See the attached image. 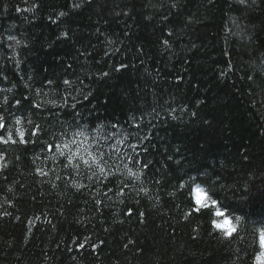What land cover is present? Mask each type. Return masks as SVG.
Returning <instances> with one entry per match:
<instances>
[{
	"label": "trees",
	"instance_id": "1",
	"mask_svg": "<svg viewBox=\"0 0 264 264\" xmlns=\"http://www.w3.org/2000/svg\"><path fill=\"white\" fill-rule=\"evenodd\" d=\"M173 2L0 0V57H11L15 50V60L21 61L18 65L15 60L3 62L8 79L0 80V89H4L0 104L3 96L8 97L9 105L13 97L28 96L42 109L50 107L47 101L56 93L46 77L65 74L71 64L67 75L75 72L98 96L94 101L98 111L88 119L98 115L105 123L119 124L115 131L121 133L132 131L129 117L135 114L139 118L141 109L147 112L155 107L159 113L153 121V134L159 135L148 157L153 172L141 174L140 179L128 175V168L140 173L139 165L115 156L107 165L112 175L104 179L95 165V176L83 165L77 175L57 163L58 153L38 146L34 151L31 143L27 147L0 145L6 148V167L0 171V264L258 263L263 249L252 225L241 223L238 232L243 239L233 238L229 244L220 232L209 234L207 212L184 219L193 196L167 193L175 191L177 177L196 159L208 172L203 184L206 191L219 174V184L211 191L229 207L213 208L212 219H218L217 210L224 211L227 219L228 213L243 215L240 197L264 180V71H259L264 66V3L250 11L235 0H215L214 5L207 0H180L178 8L170 9ZM75 3L81 6L74 8ZM16 7L22 11L16 12ZM61 11L65 16L59 15ZM169 30L180 39L165 50L161 40ZM61 31H68L71 38L57 40ZM9 34L21 44L8 41ZM122 61L130 65L127 70L111 72L110 78L92 83L94 74L98 77L100 70L110 71ZM221 70L226 77L221 78ZM34 87L41 88L40 95L30 90ZM89 111L81 109L85 115ZM192 112L197 116H191ZM29 116L40 122L39 114ZM8 120L13 132L30 127L26 120L22 125H16L12 116ZM204 120L213 127H205ZM80 140L84 141L81 154L89 158L87 152L94 145L83 137ZM205 141L210 150L206 160L199 152ZM117 147L123 153L127 145ZM177 147L182 149L180 153L175 151ZM169 155L172 161L166 159ZM165 163L168 169L162 168ZM165 171L167 182L163 187L155 185L154 178L163 179ZM108 180L114 190L122 183L129 186L123 195L108 192L105 196ZM77 185L87 187L77 191ZM97 200L102 203H95ZM128 208L134 209L132 216L127 215ZM135 210L145 216L139 217ZM219 222L223 225V219ZM228 225L234 227L235 223Z\"/></svg>",
	"mask_w": 264,
	"mask_h": 264
},
{
	"label": "snow or ice",
	"instance_id": "2",
	"mask_svg": "<svg viewBox=\"0 0 264 264\" xmlns=\"http://www.w3.org/2000/svg\"><path fill=\"white\" fill-rule=\"evenodd\" d=\"M83 2H88V0H83ZM180 0H175L170 5L171 8H178ZM235 2L240 5L245 10L255 11L256 8L260 7L264 0H235ZM207 3L213 4L215 0H207ZM80 3L73 4L74 8L80 7ZM16 12H21L22 9L19 7L15 8ZM23 11H30V9H23ZM264 12V9H261ZM4 12H7V6H4ZM61 17L65 16V13L61 11L59 13ZM167 18V13L164 14ZM188 21L191 22V18H188ZM235 23V21H233ZM70 39L68 31H61L57 35L56 39ZM178 37L174 31L169 30L166 37H163L161 40L162 45L165 50H169L172 47L173 40H178ZM8 41H14L16 46L21 44V41L16 38L15 35L9 34L7 36ZM3 43V37H0V44ZM9 48H14L13 44L7 45ZM27 47V45H25ZM195 47V45H193ZM114 51L119 52L120 49H114ZM138 52L142 53L143 48H138ZM106 56L109 55L107 51L104 53ZM18 53L13 50V55L11 57H0V80H7L8 76L3 72V62L7 60H15V57ZM21 61L15 60V63L18 65ZM130 65L125 62H120L119 64L112 65L110 71H99V76H93L92 83H96L97 79L105 80L110 78L111 72H121L128 69ZM72 69V65L68 64L65 69V74L56 77H46L47 85L53 86L50 90L55 91L56 96L47 101V104L50 107H43L39 103H35L33 99L28 96H21L17 99L13 97V104L9 105L8 97L3 96V104H0V145H9L10 143L15 145L20 143L27 147L31 143L34 147L36 146L40 149L58 153L60 159L57 161L58 164L63 165L64 168H71L76 172L77 175L80 174V169L83 167L92 171L93 176H95V171L93 170V165L99 169V173L103 174L104 179H107L108 176L112 175L108 168V161L115 156L121 161H127L133 166H140V173L133 172L132 168H128V175L134 176L137 179H140V175H149L153 172V162L148 159L151 155V149L154 147L153 140H155L159 133L153 134V130L156 128V125L153 123L157 119L159 113L155 107H151L147 112L141 109V115L139 118L135 114H132L128 120V128L132 131L125 129L121 133H117L115 130L120 127L116 123H105L103 122L100 116H95L91 120L88 119L89 116H92L93 112H97L98 108L94 101L98 99L96 91L92 87L86 85L84 80L80 78L79 75H76L74 72L72 76H68L67 72ZM39 69L36 70V74H39ZM46 71V69L44 70ZM259 71H264V66L259 69ZM221 78L227 76L223 70H221ZM74 77V78H73ZM247 79L252 80V76L248 75ZM43 86V85H42ZM27 88L28 85H25ZM34 91L38 96L41 94V88L34 87L30 89ZM4 89H0L2 93ZM10 92L11 89H8ZM48 93L45 92L44 95ZM105 104L108 103L107 100L104 101ZM8 105L7 109L5 106ZM27 106V107H26ZM15 108V113L12 112V108ZM171 107V106H169ZM83 108H90V111L85 115L81 112ZM174 111V109L172 110ZM37 115L40 116V122L33 120L30 116ZM156 113V115H152ZM19 114V115H16ZM191 116L196 117L197 112L190 113ZM12 116L16 125H22L25 120L30 127L25 130L23 128L15 129V132L9 127L8 117ZM151 116V119L148 117ZM46 117V118H45ZM53 121L55 123L53 124ZM203 125L207 128H212L213 125L207 120L202 121ZM51 125V128L49 126ZM147 129V130H145ZM71 133V135H70ZM27 136V139H26ZM44 136H51V141L43 140ZM18 137V139L16 138ZM35 137V140L31 138ZM83 137L84 140L91 141L94 148L92 151H88L87 155L89 158H85L81 154L80 145L83 144V140L80 138ZM60 142L57 143L56 141ZM127 145V148L122 153L119 149L120 145ZM131 149V152L127 151ZM67 150V152H65ZM177 153L182 151L181 148L177 147L175 149ZM208 142L205 141L204 144L200 145L199 152L204 154V159L206 160L209 155ZM93 152H96L98 155H94ZM6 148H0V171L6 167L3 161L6 159ZM19 159V157H17ZM168 161L173 160V156L169 155L166 157ZM247 159V157H243ZM175 164L182 167L180 160H176ZM224 166L223 164L221 165ZM125 167H128L125 164ZM163 169H168L169 165L165 163L162 165ZM42 175H47L42 170L38 169ZM158 171V170H157ZM163 179L154 178V184L160 185L161 187L167 182L168 173L165 171L163 174ZM205 177H208V172L206 171L203 164L198 163L196 159H193L188 162V168L183 171L182 175L177 177V183L175 185V191L167 193L169 196H175L177 192L183 193L185 196H193V199L188 200L187 207L189 211L184 216V219H189L193 216H203L205 212L209 214L210 222V235L214 234V231L220 232L221 236L225 237L229 244L232 242L233 238L243 239V237L238 232V227L241 223L252 225L253 231L258 234L259 242L262 247H264V180H261L260 185H253L248 190L244 191L240 199L243 202V207L241 216H232L231 213H228L227 219H224L226 213L222 210H217L215 216L218 219H212V209H225L229 205L223 204L215 192L211 191V187L215 184H219V174H217V179L211 181L209 189L206 191L203 187L205 182ZM71 179V176L69 177ZM91 179L92 177H87ZM59 179V177H57ZM112 181L108 180L107 191L104 192V195L107 196L108 192L118 193L123 195V189L129 186L128 183H122V186L118 189H113L111 185ZM55 187L56 185H52ZM77 191H80L83 188H86L87 185H77ZM253 188L256 190L253 191ZM140 192H143L147 195V191L144 188H140ZM233 195H236V192H233ZM207 197V200L205 199ZM210 201L211 203H208ZM97 204H101L102 201H95ZM139 217H144L145 213L138 212ZM134 214L133 208H128L127 215L132 216ZM9 215V213H5ZM18 219V218H17ZM220 219H223V225L219 222ZM235 223L234 227L227 228L225 230L224 225ZM214 230V231H213ZM197 231V229H193ZM219 238V237H217ZM195 239V237H193ZM80 248H83L84 245L80 244ZM264 258V252L260 254L258 260ZM208 264H212V261H209ZM264 264V261H262Z\"/></svg>",
	"mask_w": 264,
	"mask_h": 264
}]
</instances>
